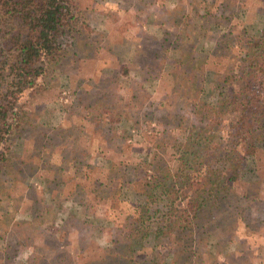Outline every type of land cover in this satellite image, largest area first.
I'll list each match as a JSON object with an SVG mask.
<instances>
[{
	"label": "trees",
	"instance_id": "trees-1",
	"mask_svg": "<svg viewBox=\"0 0 264 264\" xmlns=\"http://www.w3.org/2000/svg\"><path fill=\"white\" fill-rule=\"evenodd\" d=\"M189 4L194 14L185 19L179 33L208 37L206 24H212L214 14L207 9L199 15L195 4ZM78 25L81 31L86 27L80 22L75 0H0V192L10 184L5 165L14 153L23 156L22 165L31 173L41 170L39 175L45 165H52L51 154H59L62 163L92 181L79 196L82 216L69 210L60 227L44 217V195L34 187L28 189L22 211L30 217L23 238L0 221V264H14L24 248H30L26 264H63L66 258L73 264H109L104 258V249L109 246L124 248L127 264H144L133 252L145 244L153 252L147 260L150 264H181L190 258L183 240L197 230L208 233L209 239L202 243L206 264H229L234 251L245 264H253L251 257L256 254L238 235V226L245 228L250 223L248 204H241L243 194L236 182L249 170H257L258 160L264 156V27L255 36L243 32L234 35L231 29H224L208 54L183 52L177 59L176 74L198 93L208 80L205 69L222 70V77L212 85L216 89L212 112L199 111L194 104L197 97L180 92L179 101H185L202 121L198 129L189 131L183 141L176 139L178 125L162 129L163 134L158 128L155 134L139 132L148 141L167 136L177 158L171 176L153 183L145 181L141 189H134L143 199L131 202L125 210L119 189L127 180L126 168L132 165L136 171L144 162H113L103 169L82 151L93 144L116 147L110 142L117 138L125 142L132 137V130L114 126L110 133L105 132L100 124L103 110H96L95 116L87 112L90 99L83 100L78 112L71 106L66 117L51 128L38 121L40 107L20 104L25 90L49 87L48 65L63 56L60 38L72 34ZM141 47L145 50L148 44ZM155 51L162 52L158 47ZM180 119L184 121V116ZM78 127H84L81 134L75 133ZM18 137L23 138L20 151L13 146ZM151 162L164 164L169 160L152 151ZM93 170L101 175L94 177ZM100 202L105 206L104 218L97 208ZM112 211L117 213L114 218L109 215ZM8 212L2 204L0 216ZM44 228L50 229L48 233ZM98 231L101 243L95 235ZM247 233L264 239V232L248 230L244 238ZM211 237L215 241L209 245ZM233 243V248H227Z\"/></svg>",
	"mask_w": 264,
	"mask_h": 264
},
{
	"label": "rangeland",
	"instance_id": "rangeland-1",
	"mask_svg": "<svg viewBox=\"0 0 264 264\" xmlns=\"http://www.w3.org/2000/svg\"><path fill=\"white\" fill-rule=\"evenodd\" d=\"M75 2L80 22L86 23L85 29L81 31L78 25L75 29L73 27L72 34L68 32L62 35L60 47L63 49V56L48 65L46 71L49 87L25 90L20 104H25V107H40L42 110L38 113V121L45 122L51 128L66 117L71 106L73 111L78 112L82 108L83 100L90 99L86 103L87 112L95 116L96 110H103L104 116L100 124L105 132L110 133L109 129L114 126L121 127L120 129L130 128L133 135L125 142L121 138L110 142L111 145L117 144L116 147L104 148L93 144L82 151L88 159H92L95 165L103 169H107L113 162H138V159L144 162L136 171L132 165L126 168L127 180L119 189L121 205L125 210H129L131 202L143 199L134 189H141L145 181L153 183L170 177L171 168L177 158L176 149L170 146L171 141L167 136L153 137L148 141L147 137L139 132L146 130L147 133L155 134V129L158 128L163 134L162 129L178 125L175 128L176 139L183 141L189 131L198 129L202 121L198 117L196 119V114L185 101H179L180 92L197 97L194 98V104L199 111L212 112L216 96V89L212 85L222 77V70L212 67L205 69L204 76L208 80L198 93L184 78L176 74L177 59L181 58L183 52H194L196 56L208 54L218 33L224 29H231L234 35L237 32L248 36L257 35L264 27V0ZM189 2L195 4L199 15L207 9L214 14L212 24H206L208 37L197 38L179 33L185 19L194 14ZM142 44H148V48L143 50V47L140 48ZM235 46L238 48L239 43ZM155 47L162 52L156 54ZM181 115L184 116V121H181ZM119 117L122 119L119 120ZM176 117L178 118L174 119ZM83 130L84 127L75 128V133L81 134ZM17 140L16 143L13 141V146L20 151L23 138L18 137ZM262 145L264 151V144ZM152 151L166 156L169 163H149ZM50 159L52 165H45L42 175H39L41 170L31 173V169L23 166L21 154L14 153L12 160L5 165L10 184L0 192V206L3 204L10 212L1 215L0 221L7 224L16 237L23 238L29 222L28 212L22 210L26 192L31 187L45 197L43 215L48 222L60 227L69 210L77 217L82 216L79 196L84 189L90 188L92 181L83 173H75L71 166L62 163L59 154H51ZM258 165L260 167L257 170H249L236 182V187L243 194L241 204H248L250 223L245 225V228L238 226V235L256 254L251 257L253 264H264V239L254 237L250 233L244 238L248 230L264 232V156L258 160ZM252 166L253 163H250L249 167ZM122 167H125V164H122ZM92 175L96 177L101 174L93 170ZM102 203H98L97 208L101 218H104L106 212L103 211L105 206ZM116 214V211H112L109 215L114 218ZM48 230L44 228L43 231L48 233ZM95 235L101 243V231ZM204 239H209L207 231L197 230L183 240L190 258L181 264H206L202 250ZM214 241L211 237L209 245ZM2 242L0 240V243ZM234 244L227 245V248H233ZM29 252L30 248L21 250L16 255L14 264H26ZM151 252V246L145 244L138 246L133 254L144 264H150L147 260L153 253ZM104 254L105 262L109 264H127L128 253L124 248L109 246L104 249ZM63 264L73 263L66 258ZM229 264L245 262L240 254L234 251Z\"/></svg>",
	"mask_w": 264,
	"mask_h": 264
}]
</instances>
